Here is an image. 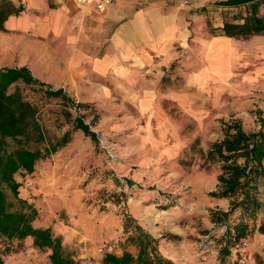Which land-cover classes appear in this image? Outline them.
Listing matches in <instances>:
<instances>
[{"label":"rangeland","instance_id":"obj_1","mask_svg":"<svg viewBox=\"0 0 264 264\" xmlns=\"http://www.w3.org/2000/svg\"><path fill=\"white\" fill-rule=\"evenodd\" d=\"M163 5L199 14L185 16L186 45L161 46L143 55L147 63L138 64L137 55L114 40L97 45L91 62L70 70L63 69V62L61 69L56 62L43 67L34 55L28 67L41 81L46 73L83 79L85 84L63 87L72 104L47 95L45 86L35 82L17 80L7 87H18L36 107L44 139L26 145H56L36 160L32 172L14 174L20 200L6 190L8 208L32 206V225L50 226L80 264H102L105 251H121L128 232L122 230L125 216L156 238L159 252L172 264H220L215 238L224 224L211 221L209 212L226 208L227 199L208 194L215 187L217 165L202 153L221 136L224 120L237 119L252 129L258 113L264 115V33L236 37L225 43V50L236 46L235 53L218 58L208 33L218 35L221 19L239 20L244 8L195 0H164ZM258 11L264 16V0ZM77 113L95 132L96 143L73 126ZM63 135L66 141L58 143ZM257 197L255 221L264 211L263 178L257 181ZM239 247L240 254L232 248L221 264L264 262V234L253 231ZM126 248L133 251L131 245ZM47 253L29 236L0 234L5 264H49Z\"/></svg>","mask_w":264,"mask_h":264},{"label":"trees","instance_id":"obj_2","mask_svg":"<svg viewBox=\"0 0 264 264\" xmlns=\"http://www.w3.org/2000/svg\"><path fill=\"white\" fill-rule=\"evenodd\" d=\"M220 5H238L248 2L249 11L239 21L224 20L220 27L222 34L243 37L264 32V16L256 12L260 0H217ZM20 7L10 8L0 5V29L2 20L8 13H17ZM21 80L45 86V93L59 97L72 104V99L62 87H52L39 80L30 69L22 65L0 67V234L11 238L29 236L31 243L38 249H47L49 264H80L64 251L59 234L52 232L50 226H34L31 220L35 209L10 210L7 205L6 190L17 198L19 182L14 174L30 173L37 159L44 157L56 147H30L26 143L33 139H44L41 126L36 119V107L25 99L18 87L8 91L9 84ZM77 105V104H76ZM257 125L245 129L237 119L224 120L222 134L211 141L202 153L208 163H216L215 187L208 194L216 198H226V208L216 207L209 212V219L223 223V231L215 238L216 257L220 264L228 255L234 243L248 237L253 231L264 234V211L259 221L255 215L261 204L257 197V181L264 179V115L258 113ZM73 126L96 143V134L89 128L81 114L73 116ZM66 141L63 135L58 143ZM11 142V143H10ZM57 143V144H58ZM117 181V178L114 177ZM127 183L131 179L125 178ZM234 214L233 219H229ZM128 217V216H127ZM122 230L127 231L122 239L120 252L105 251L102 264H172L157 248V240L133 218L122 219ZM133 246V251L126 248ZM0 264H5L0 255ZM259 264H264L260 261Z\"/></svg>","mask_w":264,"mask_h":264},{"label":"crops","instance_id":"obj_3","mask_svg":"<svg viewBox=\"0 0 264 264\" xmlns=\"http://www.w3.org/2000/svg\"><path fill=\"white\" fill-rule=\"evenodd\" d=\"M195 1L196 4H202L217 0ZM163 4L164 0H148L142 4L113 0L105 12L100 13L92 5L79 4L73 0H7L3 6L20 7V10L8 13L2 20L0 67L22 64L28 67L34 55H39L43 67L56 62L61 69L60 63L63 62L64 70L76 69L82 63L92 61V53H95L97 45H107L114 40L136 54L138 64H145L148 60L144 54L157 51L161 46L171 47L174 42L186 45L188 41L190 32L185 16L190 17V12L194 11L179 9L174 5L166 7ZM259 4L256 8L258 14ZM220 6L242 7L245 9L243 16L249 11L248 2ZM194 13L195 16L199 15L197 11ZM116 18L119 19L115 21ZM223 21L221 19L217 29H220ZM217 34L208 33L207 38L217 44V57L225 59L227 54L231 51L235 53L236 50L234 45L225 50V43L236 40V37L224 35L221 31ZM130 38L135 41L131 42ZM210 42L207 44L203 41V45L207 44L210 52H213ZM42 78L47 79L43 80L54 88H63L65 85L76 87V82L85 84L83 79L78 80L76 75L67 73H46L42 74Z\"/></svg>","mask_w":264,"mask_h":264},{"label":"built area","instance_id":"obj_4","mask_svg":"<svg viewBox=\"0 0 264 264\" xmlns=\"http://www.w3.org/2000/svg\"><path fill=\"white\" fill-rule=\"evenodd\" d=\"M79 4L92 5L97 11H103L113 0H73ZM133 4H142L148 0H129ZM233 248L240 254L239 242L234 243Z\"/></svg>","mask_w":264,"mask_h":264}]
</instances>
